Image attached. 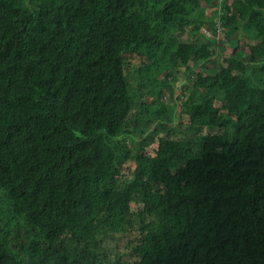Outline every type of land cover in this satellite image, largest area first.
<instances>
[{
    "label": "trees",
    "instance_id": "1",
    "mask_svg": "<svg viewBox=\"0 0 264 264\" xmlns=\"http://www.w3.org/2000/svg\"><path fill=\"white\" fill-rule=\"evenodd\" d=\"M0 264H264V0H0Z\"/></svg>",
    "mask_w": 264,
    "mask_h": 264
},
{
    "label": "rangeland",
    "instance_id": "2",
    "mask_svg": "<svg viewBox=\"0 0 264 264\" xmlns=\"http://www.w3.org/2000/svg\"><path fill=\"white\" fill-rule=\"evenodd\" d=\"M203 7L205 9L208 8L207 5H205V4H203ZM202 33L205 34L203 31H201L200 35ZM241 36H242V38H240L239 48H241L243 50L245 44L249 43L246 38H254L256 36V34L253 32L252 29L249 28V29L241 30ZM176 80H177V83L174 86L173 95H171L169 93L166 94L169 97V98H167V100L169 101L167 103L170 104V109L171 110L169 109V106L168 105L167 106H168V109H169L170 112L174 111L175 109L177 111L178 106L180 105V102L178 101V98L181 96V93L184 91V85L186 83V78H185L183 72H178L176 74ZM127 82H128V84H131V85L136 84V80L133 79V78H129V77H127Z\"/></svg>",
    "mask_w": 264,
    "mask_h": 264
},
{
    "label": "clouds",
    "instance_id": "3",
    "mask_svg": "<svg viewBox=\"0 0 264 264\" xmlns=\"http://www.w3.org/2000/svg\"><path fill=\"white\" fill-rule=\"evenodd\" d=\"M201 31H203L205 34L202 33V35L206 38H208V36H212V34L209 32V29L204 28Z\"/></svg>",
    "mask_w": 264,
    "mask_h": 264
}]
</instances>
